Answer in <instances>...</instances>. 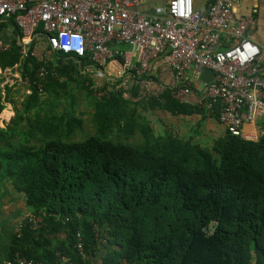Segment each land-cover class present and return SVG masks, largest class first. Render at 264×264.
I'll use <instances>...</instances> for the list:
<instances>
[{
    "label": "trees",
    "instance_id": "1",
    "mask_svg": "<svg viewBox=\"0 0 264 264\" xmlns=\"http://www.w3.org/2000/svg\"><path fill=\"white\" fill-rule=\"evenodd\" d=\"M3 19L0 40L9 47L0 50V70L27 77L30 92L0 126V214L15 193L42 223L0 233V264L16 252L43 264H264V134L252 140L224 131L210 146L167 124L156 134L146 112L203 118L205 110L149 73L101 86L87 76L62 79L56 57L63 54L38 33L28 50L41 58L22 57L19 28ZM70 82L90 97L91 133ZM146 82L160 84L156 94ZM11 90L0 88V112Z\"/></svg>",
    "mask_w": 264,
    "mask_h": 264
},
{
    "label": "built area",
    "instance_id": "2",
    "mask_svg": "<svg viewBox=\"0 0 264 264\" xmlns=\"http://www.w3.org/2000/svg\"><path fill=\"white\" fill-rule=\"evenodd\" d=\"M139 2L0 0V18L12 17L19 28L22 57L41 58L35 49L28 50L32 39L41 33L53 52L74 61L88 57L99 70L111 65L117 68V78L124 80L149 73L153 60L162 61L173 72L177 99L186 101L193 96L190 103L202 107L226 132L252 139L243 132V125L264 119V44L246 35L253 17L235 14V0H212L200 8L194 7L193 0H167L152 16L134 10ZM113 43H126L129 48H114ZM8 47V41L0 40V50ZM206 70L213 78L197 85ZM15 72L26 87L28 78ZM35 76L42 91L46 70L38 68ZM144 88L149 95L157 93L148 82ZM103 93L96 91L97 96ZM22 221L34 229L41 225L42 217L24 213L15 232ZM76 248L84 256L81 242ZM4 263L43 264L18 252Z\"/></svg>",
    "mask_w": 264,
    "mask_h": 264
},
{
    "label": "crops",
    "instance_id": "3",
    "mask_svg": "<svg viewBox=\"0 0 264 264\" xmlns=\"http://www.w3.org/2000/svg\"><path fill=\"white\" fill-rule=\"evenodd\" d=\"M166 1L167 0H140L139 4L134 7V10L145 16L156 15L163 9ZM211 1L212 0H193V3H194V7L200 8V7H207ZM233 11L237 15H247V16L250 15L253 17L254 23L248 28V30L246 31V35L255 43L259 45H263L264 44V0H235L233 5ZM112 46L114 48H129V45L126 43L125 44L123 43L122 45H120V43H113ZM41 48L42 47H40V49ZM56 67L58 68L62 79H67L70 75H74V76L78 75L79 78L81 79L83 78V76L84 77L87 76L92 80L94 84L100 86L105 84L106 80L108 79H117L116 67L108 65L107 68L105 67L104 69L99 70L92 62L90 63L84 58L81 60L74 61L73 59H71L66 55H63L62 57L57 56ZM11 71H13L14 72L13 75L16 76L15 70H11ZM149 74L155 77L161 85L173 86L174 84L173 72L171 68L162 61L153 60L151 62ZM212 78H213V73L211 71L206 70L202 73L200 79L196 81V83H198L197 85H201L203 82L211 80ZM5 83L4 81L0 82V88L2 93H3V85ZM160 84L151 83L150 86L151 88H158V87H154V85L159 86ZM13 87L17 88L18 86L14 84ZM24 91L26 93V87ZM192 100H193V96H188L186 99V101L188 102H192ZM4 109L2 110V112L5 111ZM6 112L12 114L11 111L6 110ZM192 117L195 118L196 120H200L202 124L206 123L205 126L212 125V127H214V130L217 126L220 135H222L223 132L225 131L223 126L220 125L214 117H209L205 115L202 118L200 114L192 115ZM260 120H257L256 123H245L242 127L243 132L246 135L252 136L253 140L258 139L264 134V133L262 134V132L264 131L261 130L260 128V123H259ZM192 133L193 132H190L189 135ZM197 136H198V131H196L193 137L198 138ZM13 197L14 198H12L11 195L7 196L6 201L7 202L9 201L8 203H10L12 199L17 200L19 198L17 195H13ZM20 203L21 205L18 204L16 207H14L15 209H13L12 212L14 213L16 210L21 211L20 214L15 218V220H17V224L19 223L24 213L28 212V209L25 207V204H22L23 200H20ZM17 224L15 226H17ZM11 230H15V227L13 229L11 228Z\"/></svg>",
    "mask_w": 264,
    "mask_h": 264
},
{
    "label": "rangeland",
    "instance_id": "4",
    "mask_svg": "<svg viewBox=\"0 0 264 264\" xmlns=\"http://www.w3.org/2000/svg\"><path fill=\"white\" fill-rule=\"evenodd\" d=\"M45 46V44H43ZM13 71L5 70L0 72V80L4 81V83L12 84V90L7 93V98L4 102V112H0V126L4 127L10 117L13 115L14 106L19 104V99L25 94V84L21 81L18 76L13 75ZM81 80V78L77 77ZM19 83V84H18ZM14 84L18 87L14 88ZM69 87H73L72 94L74 98V102L77 105L76 110H78L83 117L84 120V132L91 133L93 132V124L91 121V105H90V97L87 96L85 90L82 89V84L80 82H70L68 83ZM97 95V94H96ZM62 104L67 100L64 95H61ZM69 99V97H68ZM15 101L17 103H15ZM15 103V104H14ZM61 104V105H62ZM6 110L11 111L12 114L7 113ZM9 115V116H8ZM147 119L156 134L162 133L164 127L170 125L173 131H175L178 135L187 137V136H194L196 131H198V138H194L199 144L204 146H210L213 139L220 136L218 132L219 129L216 126L215 130L212 125L205 126L206 123H203L200 120H196L192 116H171L165 111H156V112H146ZM201 122V123H200ZM215 124V123H214ZM216 125V124H215ZM201 129V130H200ZM190 132H193L189 135ZM223 132V131H222ZM224 133V132H223ZM83 135L81 133H77L73 138L80 139ZM16 195L15 193L11 194V197ZM7 196L5 197L6 200ZM18 200V201H17ZM15 200L12 199L10 203L6 201V203L2 206V213L0 214V220H5L6 218L9 220L3 221L0 225V233L3 236L6 235L7 230H11L14 227L16 228L17 220L15 218H10L11 213L13 212L14 207L18 204L21 205L20 200H23L22 196L19 195V198ZM24 204V202L22 203ZM7 216V217H6Z\"/></svg>",
    "mask_w": 264,
    "mask_h": 264
}]
</instances>
